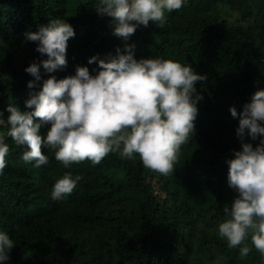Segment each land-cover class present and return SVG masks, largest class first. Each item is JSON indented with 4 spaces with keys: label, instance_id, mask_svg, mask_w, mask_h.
Masks as SVG:
<instances>
[{
    "label": "trees",
    "instance_id": "obj_1",
    "mask_svg": "<svg viewBox=\"0 0 264 264\" xmlns=\"http://www.w3.org/2000/svg\"><path fill=\"white\" fill-rule=\"evenodd\" d=\"M97 2L0 0V134L10 149L0 173V232L16 243L0 264H264L250 239L251 251L241 257L240 248L228 247L218 234L224 208L236 196L227 184L226 161L240 148L239 120L229 108L241 111L264 88V0H185L181 9L165 10L163 28L149 21L126 41L113 34L110 17L97 14ZM57 18L75 32L67 66L49 74L41 65L42 79L29 89L34 77L25 68L47 57L24 34ZM125 44L134 45L137 59L190 64L207 77L196 82L203 99L174 172L160 175L146 169L138 154L128 159L118 153L98 165L86 160L65 168L46 148V165L25 163L24 149L6 135L8 104L31 111L25 101L43 79L74 75L77 65L95 74L98 64L88 58L115 54ZM49 127L42 124L40 134ZM66 172L81 179L71 195L53 200V185Z\"/></svg>",
    "mask_w": 264,
    "mask_h": 264
},
{
    "label": "clouds",
    "instance_id": "obj_2",
    "mask_svg": "<svg viewBox=\"0 0 264 264\" xmlns=\"http://www.w3.org/2000/svg\"><path fill=\"white\" fill-rule=\"evenodd\" d=\"M184 3L98 0L94 9L98 15L110 17L113 34L126 41L139 25L147 27L149 21L163 28L165 10H179ZM74 36L71 24L59 18L41 25L38 31L25 32V41L35 43V50L47 57L25 68L34 77L28 81L29 89L41 81V65L49 74L67 66V43ZM133 50L134 45L125 44L123 50L118 46L115 54L110 52L104 58L98 54L89 57V64H98L95 74L87 66L77 65L74 75L62 79L49 75L38 91L29 93L25 107L31 111L8 104L6 135L24 149L21 158L25 163L46 165V148L54 151L55 159L65 168L86 160L98 165L109 153H118L128 159L138 154L146 169L160 175L174 172L181 146L195 131L197 105L203 99L196 82L207 77L190 64L158 57L137 59ZM229 111L239 120L236 136L240 148L233 149V157L226 161L227 184L236 196L231 207L224 208L226 219L219 224L218 234L228 247L240 248L241 257L251 251L248 239L264 256V88H258L241 111L235 106ZM42 124H50L43 136ZM257 140L255 145L251 142ZM9 151L5 135L0 134V173L7 166ZM80 179L66 172L55 181L52 199L71 195ZM15 245L7 233L0 232V262L10 259Z\"/></svg>",
    "mask_w": 264,
    "mask_h": 264
}]
</instances>
